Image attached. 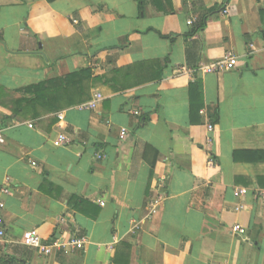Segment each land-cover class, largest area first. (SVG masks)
Wrapping results in <instances>:
<instances>
[{"label":"crops","instance_id":"crops-1","mask_svg":"<svg viewBox=\"0 0 264 264\" xmlns=\"http://www.w3.org/2000/svg\"><path fill=\"white\" fill-rule=\"evenodd\" d=\"M0 130V264H264V0H0Z\"/></svg>","mask_w":264,"mask_h":264},{"label":"built area","instance_id":"built-area-1","mask_svg":"<svg viewBox=\"0 0 264 264\" xmlns=\"http://www.w3.org/2000/svg\"><path fill=\"white\" fill-rule=\"evenodd\" d=\"M228 13V9L225 10V14ZM189 25L193 24V21H189L188 22ZM237 57L234 56L232 53H228L223 59H220L219 61L212 63L208 66L205 67H201L200 70L206 74H212V73H223V72H227V71H231L233 69H235L238 65V60H236ZM104 100V96L100 93H97L95 95V97L89 101L86 102L84 104H82L81 106L78 107V109L80 111H91V110H95L98 105L99 102ZM135 115H139V112H135ZM59 124L58 127L61 129H64L65 127V116L63 114L59 115ZM34 125L33 124H29V128L33 129ZM214 130V126L210 125L209 126V131L212 132ZM127 136V130L126 129H122L121 131V139L124 140ZM5 143V137H4V132L3 130H0V144H4ZM59 143L61 145H66L71 143L70 138L67 137L66 134L62 133L59 136ZM2 194H9V190L8 189H3L2 191H0ZM248 194H250L249 189L247 188H240V189H236L234 191V197L237 199H240L244 196H247ZM255 197L257 200L261 201L264 204V190L258 191L255 194ZM244 207L240 206L237 208V210H242ZM5 209V203L2 201V199L0 198V243L4 242L6 239V229H5V222H4V218L2 215V211ZM153 213L156 212V206L153 207ZM234 232H238L241 234H245L246 230L243 229L241 226L236 225L233 228ZM87 243V238L86 237H74L71 240H69L67 243L62 242L59 239L52 240L48 243H45L41 234L39 233L38 230H30L27 231L24 234V238H23V244L29 248H35L38 249L41 254L45 255V256H50L53 254V252L55 250H64L66 252H72L74 250H84L85 249V245Z\"/></svg>","mask_w":264,"mask_h":264},{"label":"trees","instance_id":"trees-1","mask_svg":"<svg viewBox=\"0 0 264 264\" xmlns=\"http://www.w3.org/2000/svg\"><path fill=\"white\" fill-rule=\"evenodd\" d=\"M49 3H53V2H55V1H57V0H47ZM140 3H139V9L142 11L143 10V3H142V1H139ZM206 18V17H205ZM204 26H206V24H205V22H203V23H201L200 25H199V30H201V29H203L204 28ZM89 71L90 70H86V71H82L81 73L82 74H84V76L86 77V76H88V74H89ZM79 75H81V74H79ZM75 76L73 75V77H71V78H74ZM76 77H77V75H76ZM76 78H74V79H69V78H67L66 80H65V82H68V81H72V80H75ZM43 88V85H40L39 87H36L35 88V91H41L42 92V89ZM194 91H198L199 92V90L195 87V89H194ZM197 92V93H198ZM38 97L39 98H41L42 97V94L41 95H38Z\"/></svg>","mask_w":264,"mask_h":264}]
</instances>
